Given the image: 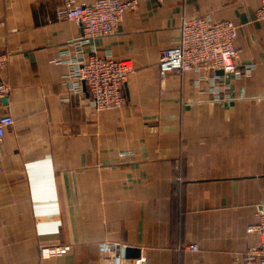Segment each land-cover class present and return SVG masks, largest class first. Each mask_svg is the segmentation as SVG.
<instances>
[{
  "label": "crops",
  "instance_id": "crops-1",
  "mask_svg": "<svg viewBox=\"0 0 264 264\" xmlns=\"http://www.w3.org/2000/svg\"><path fill=\"white\" fill-rule=\"evenodd\" d=\"M260 5L139 0L117 32L86 42L61 16L65 0H0L15 117L0 139V264H114L102 241L125 246L122 264H248L259 238L247 228L264 203ZM195 16L238 24L230 80L208 67L161 77L163 50ZM94 50L135 64L122 107L95 109L67 79Z\"/></svg>",
  "mask_w": 264,
  "mask_h": 264
},
{
  "label": "built area",
  "instance_id": "built-area-1",
  "mask_svg": "<svg viewBox=\"0 0 264 264\" xmlns=\"http://www.w3.org/2000/svg\"><path fill=\"white\" fill-rule=\"evenodd\" d=\"M160 3L166 0H156ZM139 0H96L91 3H80L77 0H65L61 16L78 22L83 27V40L89 42L94 38L115 33L119 30L127 11L135 10ZM264 21V0L255 12L252 22ZM5 21L0 17V27ZM239 26L231 19L210 20L205 16H195L184 20L182 34L177 44L163 50L159 71L162 78L170 72H187L210 68L213 72L224 70L236 75L240 72L237 58L239 48L237 38ZM8 55L0 48V72L8 64ZM68 80H72V89L77 93L88 92L92 106L101 111L122 107L126 102L125 84L136 67L130 59H118L112 54H100L96 50L89 56L81 53L71 62ZM219 77V75H216ZM11 89L8 83L0 79V139L15 124L14 115L5 110V98ZM248 231L259 238V245L250 256L248 264L264 263V203L258 210L257 221L248 226ZM46 254H66L68 246H41ZM190 248L198 250V244ZM102 252L110 254L114 264H122L125 246L122 243L102 241ZM141 259L137 264H144Z\"/></svg>",
  "mask_w": 264,
  "mask_h": 264
},
{
  "label": "water",
  "instance_id": "water-1",
  "mask_svg": "<svg viewBox=\"0 0 264 264\" xmlns=\"http://www.w3.org/2000/svg\"><path fill=\"white\" fill-rule=\"evenodd\" d=\"M218 74H220V75H226L228 77V80H230V78H231V75L228 74V73H226L224 70H219L218 71ZM6 99L7 98H5L4 100H6Z\"/></svg>",
  "mask_w": 264,
  "mask_h": 264
}]
</instances>
